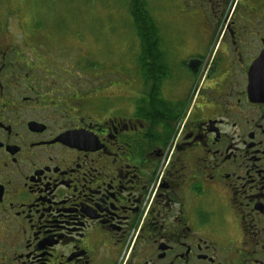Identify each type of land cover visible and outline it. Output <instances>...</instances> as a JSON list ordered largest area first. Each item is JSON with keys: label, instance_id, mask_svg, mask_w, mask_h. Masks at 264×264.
I'll return each mask as SVG.
<instances>
[{"label": "flooded vegetation", "instance_id": "obj_1", "mask_svg": "<svg viewBox=\"0 0 264 264\" xmlns=\"http://www.w3.org/2000/svg\"><path fill=\"white\" fill-rule=\"evenodd\" d=\"M199 1L126 82L0 22V264H264V0Z\"/></svg>", "mask_w": 264, "mask_h": 264}, {"label": "rangeland", "instance_id": "obj_2", "mask_svg": "<svg viewBox=\"0 0 264 264\" xmlns=\"http://www.w3.org/2000/svg\"><path fill=\"white\" fill-rule=\"evenodd\" d=\"M129 0H0V22L5 19H19L32 16L40 20V27L46 26L58 31L72 27L81 33L84 43L88 44L83 54L89 59V65L98 66L103 61L105 70L116 68L121 82L129 74L134 75L139 67L138 57L142 49L140 36L129 13ZM148 13L158 27L157 36L167 42L159 49L180 50L177 43L179 35H193L188 31L192 23L196 24L195 34L204 27L206 14L200 9L199 0H146ZM207 5V4H205ZM199 25V30H198ZM206 27V25H205ZM71 31V32H73ZM149 37L143 39L145 47ZM154 36V35H153ZM92 57H89V55ZM73 55L66 58L68 65ZM72 57V58H70ZM76 58V57H75ZM91 61V62H90ZM88 63V61H87ZM62 64V63H59ZM129 73V74H128ZM89 86V84H87Z\"/></svg>", "mask_w": 264, "mask_h": 264}, {"label": "trees", "instance_id": "obj_3", "mask_svg": "<svg viewBox=\"0 0 264 264\" xmlns=\"http://www.w3.org/2000/svg\"><path fill=\"white\" fill-rule=\"evenodd\" d=\"M129 13L136 26L137 33L141 37L140 42L142 45L141 52L138 57L139 67L144 68L146 65V51L147 46L144 45V40L151 34L152 39L157 38L158 27L155 25L151 15L148 13L146 0H129ZM154 35V36H153ZM143 38V39H142Z\"/></svg>", "mask_w": 264, "mask_h": 264}]
</instances>
